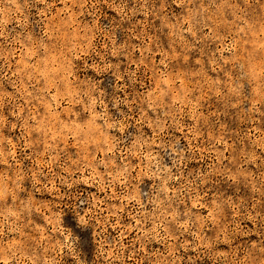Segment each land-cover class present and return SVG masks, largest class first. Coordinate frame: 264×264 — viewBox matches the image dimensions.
Here are the masks:
<instances>
[{
  "label": "rangeland",
  "instance_id": "rangeland-1",
  "mask_svg": "<svg viewBox=\"0 0 264 264\" xmlns=\"http://www.w3.org/2000/svg\"><path fill=\"white\" fill-rule=\"evenodd\" d=\"M0 264H264V0H0Z\"/></svg>",
  "mask_w": 264,
  "mask_h": 264
}]
</instances>
